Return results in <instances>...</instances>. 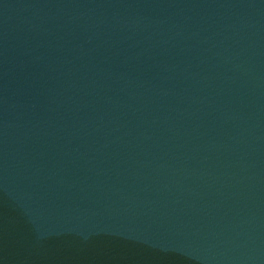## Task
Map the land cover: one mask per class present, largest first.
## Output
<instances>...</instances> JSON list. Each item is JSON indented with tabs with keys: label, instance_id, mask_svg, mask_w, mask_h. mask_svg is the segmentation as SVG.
Listing matches in <instances>:
<instances>
[{
	"label": "water",
	"instance_id": "obj_1",
	"mask_svg": "<svg viewBox=\"0 0 264 264\" xmlns=\"http://www.w3.org/2000/svg\"><path fill=\"white\" fill-rule=\"evenodd\" d=\"M0 264H264V0H0Z\"/></svg>",
	"mask_w": 264,
	"mask_h": 264
}]
</instances>
